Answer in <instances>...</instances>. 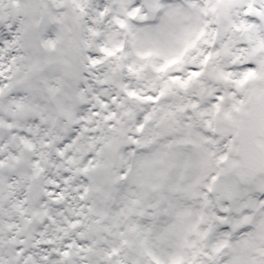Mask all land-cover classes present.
Instances as JSON below:
<instances>
[{
    "label": "snow or ice",
    "instance_id": "obj_1",
    "mask_svg": "<svg viewBox=\"0 0 264 264\" xmlns=\"http://www.w3.org/2000/svg\"><path fill=\"white\" fill-rule=\"evenodd\" d=\"M0 264H264V0H0Z\"/></svg>",
    "mask_w": 264,
    "mask_h": 264
}]
</instances>
